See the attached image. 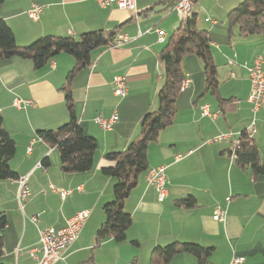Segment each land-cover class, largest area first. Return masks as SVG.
<instances>
[{
	"label": "crops",
	"instance_id": "1",
	"mask_svg": "<svg viewBox=\"0 0 264 264\" xmlns=\"http://www.w3.org/2000/svg\"><path fill=\"white\" fill-rule=\"evenodd\" d=\"M241 1L193 3L190 15H195L196 27L206 30L210 40L218 96L203 91L199 57H182L180 67L190 81L177 96L172 122L159 131L146 150L148 168L166 166L165 198L160 201L155 188L146 185V172L140 174L124 201V210L132 217L126 239H106L99 244L95 234L105 218L102 206L112 200L115 182L114 177L101 172L102 167L113 164L104 155L123 150L137 135L144 114L157 107L156 92L162 83L158 53L180 24L173 9L176 0H136L135 10L119 9L114 4L102 7L96 0L3 1L0 19L11 28L19 46L41 36L77 38L83 32L117 25L115 39L124 35L126 40L119 46L93 50L89 65L78 71L70 83L77 121L84 134L97 144L93 168L86 172H63L58 150L44 143L37 133L56 129L69 119L60 86L74 65L72 55L58 53L39 68H34L28 59H0V114L16 143L9 164L18 177L28 175L30 190L19 206L15 180L0 181V212L7 218L0 262L37 264L29 250L39 246V228H61L69 216L87 209L88 218L77 238L54 264H153L152 249L173 241L211 247L205 264H228L233 254L244 258L242 264H264V172L253 177L249 168L229 157L239 133L253 123V141L264 165V106L254 112L247 100V66L255 56L264 57V34L243 35L236 25L228 24L227 13ZM32 3L42 6L36 19L27 15ZM156 29L162 30L163 41H159ZM118 75L125 77L123 97L113 93L112 80ZM14 98L29 99L33 105L16 108L12 105ZM201 105H207L217 116L202 115ZM112 114L116 119L108 130L94 120L96 115L109 118ZM220 133H228L229 138L206 143ZM32 140L28 153L26 147ZM178 154L182 157L175 160ZM62 190L69 191L64 198L60 196ZM189 195L195 199V207L177 204ZM216 208L226 210L224 221L213 219ZM34 214L38 220L32 222ZM166 264H196V260L182 253Z\"/></svg>",
	"mask_w": 264,
	"mask_h": 264
},
{
	"label": "trees",
	"instance_id": "2",
	"mask_svg": "<svg viewBox=\"0 0 264 264\" xmlns=\"http://www.w3.org/2000/svg\"><path fill=\"white\" fill-rule=\"evenodd\" d=\"M3 1L0 0V6ZM226 19L230 26L236 25L243 35L264 34V0H242L227 13ZM118 31L119 25L108 30L83 32L77 38L46 35L28 45L19 46L15 42L11 28L0 19V59L12 57L28 59L34 68H39L61 52L69 53L74 58L73 67L60 86V89L64 91L69 119L56 129H44L37 132L44 143L58 150L60 169L63 172H86L93 168L96 140L85 135L77 121L73 110L70 83L78 71L89 65L90 53L97 48L113 44ZM187 54L196 55L202 62L203 91L218 96L217 69L210 50L208 33L196 27L195 15L191 14L185 20H180L179 26L168 36L158 53L162 83L156 92V109L144 114L137 135L123 150L108 152L104 155V158L113 164L102 167L101 172L106 176L114 177L115 182L112 188V200L102 206L105 218L96 230V244L106 239H112L115 242L126 239V231L131 225L132 217L124 210V201L136 186L140 174L148 169L146 153L148 144L155 141L159 131L172 122L176 112L175 101L180 92V83L185 77L180 62ZM237 140L235 162L241 167L249 168L253 177L260 176L264 172V165L260 160L253 137H249L245 129L239 133ZM15 150L16 143L4 127L0 114V181L18 177L9 164ZM177 204L184 208H193L196 206V201L189 195L178 200ZM6 225V215L0 212V257L4 253L3 231ZM132 242L136 244V241ZM211 252V247L195 242L173 241L153 248L150 262L166 264L175 255L187 253L195 258L196 264H205ZM0 264L6 263L0 262Z\"/></svg>",
	"mask_w": 264,
	"mask_h": 264
},
{
	"label": "built area",
	"instance_id": "3",
	"mask_svg": "<svg viewBox=\"0 0 264 264\" xmlns=\"http://www.w3.org/2000/svg\"><path fill=\"white\" fill-rule=\"evenodd\" d=\"M102 7H107L114 4L119 9L124 10H135L136 0H96ZM193 0H176L173 5V9L179 16L180 20H185L190 16L191 9L193 6ZM42 12V6L32 3L27 10V15L36 19ZM158 34L159 41H163L164 34L162 30H155ZM126 40L124 35H120L114 40L110 46H119ZM229 64H233L234 61L228 60ZM248 77L250 81V93L247 100L251 104L252 110L255 112L260 107L264 106V57L257 55L253 58L251 63L247 66ZM190 79L185 76L180 83V90L187 87ZM113 93L116 96L123 97L126 94V83L125 77L122 75L115 76L112 80ZM12 105L16 108H22L28 105H33V102L29 99L14 98ZM201 114L209 117H216L217 113H213L209 110L207 105H201ZM116 119V115L112 114L109 118H104L100 115H96L95 122L103 129L108 130L111 128L112 123ZM253 124V123H252ZM252 124L247 129L249 137H253L254 129ZM229 138L228 133H220L212 138L208 139L206 143H219ZM32 142L26 147V152H30L32 148ZM238 147V140L233 144L230 151V159L236 158V148ZM182 157L181 154L175 156V160H179ZM165 165H158L149 167L145 174L146 185L155 188L158 193V199L162 201L166 195V174ZM17 184L16 189V200L21 204L29 197L30 190L27 185L28 175L19 176L14 179ZM54 189L53 186H50ZM77 190H81V186H77ZM69 191H60V196L64 198ZM89 210L82 209L76 211L73 215L66 219L65 225L61 228L54 227H43L38 230V247H33L29 250L30 256L37 262V264H54L61 258V253L68 246H70L77 238L81 227L85 220L88 218ZM226 210L224 208H216L213 212V219L216 221H224ZM32 222L38 220V215L34 214L30 217ZM40 253L41 255H38ZM244 258L233 254L228 264H242Z\"/></svg>",
	"mask_w": 264,
	"mask_h": 264
},
{
	"label": "rangeland",
	"instance_id": "4",
	"mask_svg": "<svg viewBox=\"0 0 264 264\" xmlns=\"http://www.w3.org/2000/svg\"><path fill=\"white\" fill-rule=\"evenodd\" d=\"M191 55V54H190ZM190 55H184L183 56V60H187V59H185V58H189V57H187V56H190ZM191 56H193V55H191ZM183 91H184V89H182V90H180V92L178 93L179 95H181L182 93H183ZM206 95H209V94H206ZM178 96V95H177ZM176 99H177V97H176ZM177 101V100H176ZM176 101H175V108H176ZM177 109V108H176ZM207 141V140H206ZM224 141V140H223ZM230 151H231V149H230ZM229 154H230V152H229ZM230 157V156H229ZM233 160H235V159H233ZM215 257H217V258H219L220 256L219 255H216ZM103 261V260H102ZM121 264H124V263H121Z\"/></svg>",
	"mask_w": 264,
	"mask_h": 264
}]
</instances>
